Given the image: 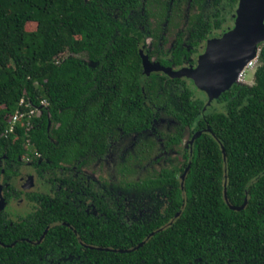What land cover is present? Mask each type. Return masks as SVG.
<instances>
[{"label": "trees", "instance_id": "1", "mask_svg": "<svg viewBox=\"0 0 264 264\" xmlns=\"http://www.w3.org/2000/svg\"><path fill=\"white\" fill-rule=\"evenodd\" d=\"M144 3L0 0V155H8L5 172L18 175L19 166L10 161L35 159L37 154L44 165L57 164L87 116L99 120L96 115L103 111L104 120L120 121L124 132H140L152 128L159 109L172 106L184 129L168 142L176 159L140 184L167 197L164 221L181 204L178 176L189 158L185 140L194 131L210 127L225 149V161L218 140L210 132L199 134L184 181L185 207L177 221L142 247L146 255L141 259L138 251H94L97 264H264V41L253 82L226 89L203 110L205 99L194 85L145 75L139 53L142 31L133 20ZM236 4L237 0H204L186 29L193 27L195 42L202 41L229 23ZM177 46L169 50L176 62L181 58ZM21 97L33 104L45 98L48 105L29 125L19 123L15 132L7 133L8 119ZM224 182L233 205H240L247 191L243 209L228 207ZM5 193L9 196V189ZM75 204L84 208L80 201ZM78 210L67 218H80ZM20 249L17 244L0 251Z\"/></svg>", "mask_w": 264, "mask_h": 264}, {"label": "flooded vegetation", "instance_id": "2", "mask_svg": "<svg viewBox=\"0 0 264 264\" xmlns=\"http://www.w3.org/2000/svg\"><path fill=\"white\" fill-rule=\"evenodd\" d=\"M143 8L144 5L140 11L133 13V20L142 31L143 37L139 47L140 56L144 53L150 62L169 68L171 73L182 68L196 67L207 41L221 37L233 27L232 14L236 9L235 7L230 14L229 23L222 24L217 33L195 42L194 28L186 29V26L189 18L200 14L197 7H194L192 14L184 18L183 26L172 24L167 30V25L164 24L155 35L151 29L139 25L136 21V16L142 13ZM177 38H180L179 42L176 41ZM172 46H177V51H181V58H178L177 62L173 60V54L169 53ZM143 71L145 72L144 69ZM145 73L146 76L154 75L156 81H185L192 88L195 86L193 79L184 74L174 76L163 69ZM233 81L230 87L241 84L236 75ZM180 85V89H183V85ZM194 88L197 89L196 94L201 93L205 99V110L209 106L208 95L196 86ZM214 103L215 98L212 100V104ZM159 117L158 115L151 129L140 132L151 131L157 134L154 126L157 125ZM122 132L139 133H126L123 129ZM189 139L185 141L188 143V149ZM110 145L109 141L104 152L94 151L97 160L91 161L92 164L96 161V166L99 163L102 166L101 161L109 159L106 161L111 166L109 174L87 167L88 159L80 158L75 160L76 163L67 161L64 156L66 150L57 164L50 161L49 165H44L42 157L38 154L35 159L24 160L18 157L15 162L12 159L10 162L17 163L20 173L7 175L5 167L8 155H0V189L3 197L0 214L5 210L0 215V249L12 248L17 244L22 246L21 251L16 253L0 251V264H97L99 257L94 251L113 254L138 251L139 259L146 255L142 247L157 232L174 224L184 210L183 194L186 196V192L185 188L184 191L181 190V174L178 176L181 204L177 211L164 221L169 207L167 197L163 192L150 191L140 185L151 175L157 176L156 172L137 175L133 181L134 185L127 189L112 186L111 182H120L121 177H117L112 170L114 162L110 158ZM97 146L100 148L101 144ZM176 154L175 150L169 149L160 153L162 158L154 160H163L166 166L176 159ZM149 164L151 165V162ZM6 189L10 191L9 196H6ZM76 201H80L84 208L75 204ZM71 203H74V206L66 207ZM78 207L80 218H74V221L68 219L67 215H73V210ZM8 239L10 240L7 241Z\"/></svg>", "mask_w": 264, "mask_h": 264}, {"label": "rangeland", "instance_id": "3", "mask_svg": "<svg viewBox=\"0 0 264 264\" xmlns=\"http://www.w3.org/2000/svg\"><path fill=\"white\" fill-rule=\"evenodd\" d=\"M203 1L145 0L143 11L136 16V21L139 25L151 29L155 35L164 24L168 26V24H173L177 21L178 25L183 26L184 18L193 13L194 7H197L198 11L202 10L203 6L201 3ZM111 14L116 17L115 13ZM66 54L65 52L62 56ZM253 79V70H248L244 82L251 83ZM103 114L104 112L101 111L96 115L99 120H93L94 118H89L92 116H87L88 121L85 120L83 122L81 130L78 131V138L65 152L64 156L70 162H75V160L80 158L88 159L87 167L96 172L109 174L111 172L109 167L111 166L106 162L109 159H103L101 162L104 165L102 164V166L101 163L96 166V161L94 164L91 161L97 160L93 152L106 151L110 141L109 151L112 154L109 157L114 162L112 165L113 169H111L117 177H121L120 182H114L113 180L111 183L113 187L116 186L120 189H127L129 186H133V181L137 175L142 176L146 175V173L156 172L158 168L165 166L163 160H157L159 161L157 163L154 159L160 158L162 151L175 150L168 145V142L171 141V135L179 134L180 130L184 131L175 119L172 106H165L158 113L160 117L157 125L154 126L157 134L151 131L125 134L122 132V123L120 121H106L103 118L106 116ZM97 144H101L100 148ZM149 162H151V165Z\"/></svg>", "mask_w": 264, "mask_h": 264}, {"label": "water", "instance_id": "4", "mask_svg": "<svg viewBox=\"0 0 264 264\" xmlns=\"http://www.w3.org/2000/svg\"><path fill=\"white\" fill-rule=\"evenodd\" d=\"M237 1L233 27L224 32L221 37L211 38L207 41L205 51L200 56L196 67L182 68L171 73L169 68L150 62L147 56L141 53L142 65L145 72L149 73L152 70L163 69L174 76L184 74L193 79V83L197 88L207 93V104H210L222 91L230 88L234 82V75H237L246 62L256 55L259 44L264 41V0ZM243 82L240 81V83ZM203 132H210L218 140L223 160L225 161V149L210 127L207 126L193 132L189 139L187 165L180 177L182 191H184V181L191 163L194 140ZM223 197L228 207L233 210L243 209L248 201V193L245 191V197L240 205L231 204L227 198L225 182ZM2 203L3 197L0 189V207ZM185 203L186 196L183 194L182 208L185 206Z\"/></svg>", "mask_w": 264, "mask_h": 264}, {"label": "built area", "instance_id": "5", "mask_svg": "<svg viewBox=\"0 0 264 264\" xmlns=\"http://www.w3.org/2000/svg\"><path fill=\"white\" fill-rule=\"evenodd\" d=\"M258 52L256 55L249 59L246 64L242 67V69L237 73V79L243 81L247 75L248 70H253L257 64L259 63V55ZM240 82V81H239ZM48 105V100L45 98H41L38 104H33L29 101H26L24 97H21L17 104L16 108L8 119V125L5 130L7 133H13L16 130L17 124H26L29 125L31 123V119L35 116H39L44 107Z\"/></svg>", "mask_w": 264, "mask_h": 264}, {"label": "clouds", "instance_id": "6", "mask_svg": "<svg viewBox=\"0 0 264 264\" xmlns=\"http://www.w3.org/2000/svg\"><path fill=\"white\" fill-rule=\"evenodd\" d=\"M257 51H259V48H258V50ZM259 53V52H258ZM244 81V80H243Z\"/></svg>", "mask_w": 264, "mask_h": 264}]
</instances>
